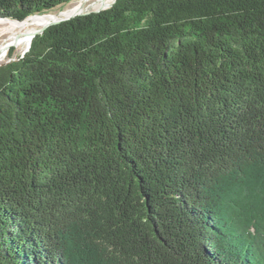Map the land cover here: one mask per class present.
<instances>
[{
	"label": "trees",
	"instance_id": "16d2710c",
	"mask_svg": "<svg viewBox=\"0 0 264 264\" xmlns=\"http://www.w3.org/2000/svg\"><path fill=\"white\" fill-rule=\"evenodd\" d=\"M0 264H264V0H116L2 64Z\"/></svg>",
	"mask_w": 264,
	"mask_h": 264
},
{
	"label": "bare ground",
	"instance_id": "6f19581e",
	"mask_svg": "<svg viewBox=\"0 0 264 264\" xmlns=\"http://www.w3.org/2000/svg\"><path fill=\"white\" fill-rule=\"evenodd\" d=\"M114 1V0H113ZM112 0H82L78 7H73L72 10L66 12L61 11L58 14H45V15H33L25 20L11 21L8 19H0V37L3 34H7L10 40H14L16 35L21 31L26 32L30 37L35 31L41 27L47 26L50 22L57 21L62 18H69L77 13H87L96 11L100 8H104L111 5Z\"/></svg>",
	"mask_w": 264,
	"mask_h": 264
},
{
	"label": "rangeland",
	"instance_id": "374dc122",
	"mask_svg": "<svg viewBox=\"0 0 264 264\" xmlns=\"http://www.w3.org/2000/svg\"><path fill=\"white\" fill-rule=\"evenodd\" d=\"M81 2L82 0H74L68 5L56 7L53 10L52 9L49 10L45 14L54 15V14H58L61 11L68 12L72 10L73 7L74 8L78 7ZM42 28L43 27H41L40 29ZM27 35L28 34L26 32L21 31L19 34L16 35L14 40H10L7 34L1 35L0 37V65L4 63H9L10 61L17 59L20 56L21 57L23 56L26 49H28V46L30 43V37H27Z\"/></svg>",
	"mask_w": 264,
	"mask_h": 264
},
{
	"label": "water",
	"instance_id": "95a60500",
	"mask_svg": "<svg viewBox=\"0 0 264 264\" xmlns=\"http://www.w3.org/2000/svg\"><path fill=\"white\" fill-rule=\"evenodd\" d=\"M115 2H116V0H114L113 2H112V4L110 5H108V6H106V7H104V8H100V9H98V10H96V11H92V12H87V13H84V14H81V13H77V14H75V15H73V16H71V17H69V18H62V19H59V20H57V21H53L52 23L50 22L47 26H45V27H43L42 29H40V30H38V31H35L34 33H33V35H31V39H30V43H29V46H28V49H30V47H31V41H32V39L35 37V36H38V35H41V34H43L44 33V31L49 27V26H54V25H57V24H59L60 22H63V21H69V20H71V19H73V18H75V17H77V16H86V15H89V14H91V13H95V14H98V13H100L101 11H103V10H105V9H107V8H112V6L115 4ZM34 15H37V14H34ZM43 15V14H42ZM33 16V15H32ZM0 19H8V18H0ZM27 19V18H26ZM8 20H11V21H17V20H12V19H8ZM28 49H26V51H25V53L28 51ZM24 53V54H25ZM23 54V55H24ZM23 57V56H22ZM1 66V65H0Z\"/></svg>",
	"mask_w": 264,
	"mask_h": 264
}]
</instances>
